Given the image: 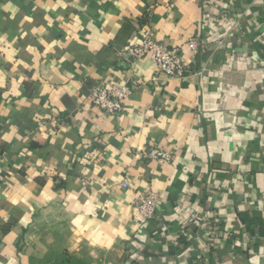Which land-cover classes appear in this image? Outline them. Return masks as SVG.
<instances>
[{
    "label": "crops",
    "instance_id": "1",
    "mask_svg": "<svg viewBox=\"0 0 264 264\" xmlns=\"http://www.w3.org/2000/svg\"><path fill=\"white\" fill-rule=\"evenodd\" d=\"M143 28L185 78L120 55ZM133 81L115 115L88 99ZM0 225V264H264V0H0Z\"/></svg>",
    "mask_w": 264,
    "mask_h": 264
},
{
    "label": "built area",
    "instance_id": "2",
    "mask_svg": "<svg viewBox=\"0 0 264 264\" xmlns=\"http://www.w3.org/2000/svg\"><path fill=\"white\" fill-rule=\"evenodd\" d=\"M120 55L134 59L151 58L155 63V76L182 79L189 73V65L180 51L175 47L158 42L148 28H143L141 38L137 43L127 45L120 51ZM137 86L136 81L126 84L98 85L91 91L88 99L94 107L115 115L122 111L126 100ZM143 155L161 164L172 160V153L162 149H150L143 152ZM122 186L129 188L127 178L123 179ZM159 205L160 196L151 187L136 193L135 207L141 232L144 233L147 225L156 219Z\"/></svg>",
    "mask_w": 264,
    "mask_h": 264
},
{
    "label": "rangeland",
    "instance_id": "3",
    "mask_svg": "<svg viewBox=\"0 0 264 264\" xmlns=\"http://www.w3.org/2000/svg\"><path fill=\"white\" fill-rule=\"evenodd\" d=\"M31 264H90L89 260L84 255H72V254H62V255H38L34 256Z\"/></svg>",
    "mask_w": 264,
    "mask_h": 264
},
{
    "label": "trees",
    "instance_id": "4",
    "mask_svg": "<svg viewBox=\"0 0 264 264\" xmlns=\"http://www.w3.org/2000/svg\"><path fill=\"white\" fill-rule=\"evenodd\" d=\"M2 230V226L0 225V231Z\"/></svg>",
    "mask_w": 264,
    "mask_h": 264
}]
</instances>
